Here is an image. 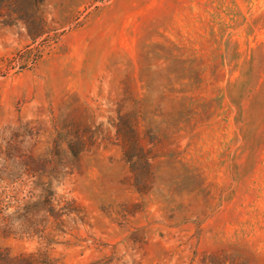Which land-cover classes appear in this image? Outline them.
<instances>
[{"label":"rangeland","instance_id":"obj_1","mask_svg":"<svg viewBox=\"0 0 264 264\" xmlns=\"http://www.w3.org/2000/svg\"><path fill=\"white\" fill-rule=\"evenodd\" d=\"M0 249L264 264V0H0Z\"/></svg>","mask_w":264,"mask_h":264},{"label":"trees","instance_id":"obj_2","mask_svg":"<svg viewBox=\"0 0 264 264\" xmlns=\"http://www.w3.org/2000/svg\"><path fill=\"white\" fill-rule=\"evenodd\" d=\"M0 264H55V261L49 258L46 249L20 257H12L8 251L0 249Z\"/></svg>","mask_w":264,"mask_h":264}]
</instances>
